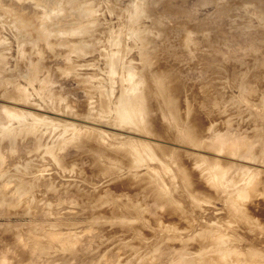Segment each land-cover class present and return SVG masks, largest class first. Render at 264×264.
I'll use <instances>...</instances> for the list:
<instances>
[{"label":"rangeland","instance_id":"374dc122","mask_svg":"<svg viewBox=\"0 0 264 264\" xmlns=\"http://www.w3.org/2000/svg\"><path fill=\"white\" fill-rule=\"evenodd\" d=\"M3 1L6 3V5L3 6L9 5V1H11V3L13 2V0ZM68 1L24 0L21 3V11H23V14L25 12L28 13L26 14L28 17H31L29 15L32 13L35 14V16L32 14V17L34 16L33 18H35L37 14L38 16L43 15V22L41 21V25L39 26L46 28L49 26L47 29L50 28V32H54L55 29L57 31L58 25L60 28L65 26V28H63L65 30L67 29V31L69 27H72V25H70L71 23L75 25L71 28L75 37L67 35L68 37L65 36L64 40H61L59 36V38H57L53 33L46 42H38L41 46L35 41L38 33H36V29H40L36 26L40 23V17V19H38V16L36 17L38 19L37 24L35 23L36 20L33 22V25L34 23L36 24L33 26L35 33L32 32V37L28 40V30L23 31V29L17 28V25H13L12 23L14 19L0 10V18L1 16L6 18H1L0 20V41L2 42H0V53H2L0 56L4 57L3 64H6L2 67L5 71L1 72V70L0 75L7 72V69L9 72L11 71L10 73H5L2 76L4 80L0 78V81H7L9 83L13 81L14 84V81L16 80L17 83L18 80V84L16 85L15 83L13 88H11L12 82L8 84L10 86L6 85L7 82H0V86L2 85L1 87L4 89L0 88V112H2V108L4 110V107L10 109L9 106L12 107L11 109L14 108V110L18 108L17 111L22 109L23 111L21 110L20 112L27 111L28 114L27 112L26 114L28 116L31 114L33 115V113H36L34 116H37V114L40 117L41 115L42 117L46 116L49 119L48 124L50 125L48 130L47 127L45 130L44 126L41 129L42 131L40 130V132L36 134H28V136L16 138L14 141L15 143L13 142L12 144L10 142L11 145L7 142L8 138L1 139L0 136V149L3 155V164L2 167H0V199H2L0 200V226L8 225L7 227H12L13 229L21 228L23 224L31 225L28 226V229H25V231L28 232V234L35 232L42 233L43 242L53 247L52 251L43 257H37L32 253L27 254L24 252L21 255L13 256L12 259L14 261H20V264H64L68 259V255L75 253L76 255L78 254L77 257H80L81 254L82 257L83 255L87 257L84 256L86 258L84 264H171L169 253L160 255L154 250L156 245L163 243V240H153L156 234L166 230L167 226L172 223H166L163 219L157 217V210L150 206V202L147 201L144 191H142L143 189L139 190L141 192L137 191L141 196L133 194H129L128 196L132 198V203L135 207L147 218L148 233L150 234L148 235L147 233V238L141 237L137 231L131 229L115 230L113 229V223L93 224V219L99 215V212H97L99 210L97 208L91 210L87 207H83L85 205L81 204V206L80 202L78 204L74 198V200H72L71 195L79 191V189L81 193L87 194L89 197L91 194L100 192L106 184L114 182L115 180H123L128 173H131L132 169L127 168L129 166L126 167L127 164L130 165V159L126 165H123L125 164L124 162H127L125 160L122 163L123 166H117L111 165L107 159L106 161L103 158L96 157L98 151L102 147L104 151L110 148L112 140H110L111 143H104L103 136H101L102 139L97 137V140L95 139L96 141H93V139L91 141L95 143L98 142V139H101L106 145H100V149L97 146L98 143H92V147L96 145L97 148L96 146L91 148V145H88V147L86 146L87 148H91L89 149L93 151V154L92 152H86L89 151V149L85 151L86 148L80 151L81 149L72 145L76 143V141L71 140L74 138L72 133L63 131L62 126L65 124H72L76 129L79 127V133H77L79 138L84 140L87 136L84 141H86L88 137H91L92 133H94L93 129L99 130L102 135L103 133L104 135L106 134V137L113 135L117 138L121 137L122 140L132 134L141 139L150 137L145 134L131 132L129 129L113 126L111 121L114 117L113 110L108 109V115H100L99 112L101 108L99 103L101 98L97 97V91H94V89L93 94L91 92V97H89L90 95L87 94L89 91L86 90L89 88L91 91V88L94 87L96 90L98 87L96 83H102L105 86L109 85V73L107 72L108 61L105 56L107 57L109 52L112 51L111 53H113L118 49H120V51L122 49L123 51L124 47V51H127L125 53L123 51V55L126 54L124 55L125 58L123 56V60L126 59L123 61V65L125 63H131L130 66L128 64L126 67L130 69V67L133 66L131 68L137 70L138 74H142V76H144L143 74L146 75L148 69H146L145 66L148 68L150 63L147 62L146 55H141L140 48L144 42V38H148L153 43L149 48V56L153 54V52L158 55H156L158 58L153 57L152 60L163 57L164 48H169L165 55L171 58L169 63V65H171L170 69H173L177 77L181 75L185 84L188 83L187 86L185 85L186 87H184V92L186 88H189L192 84L190 86L191 89L192 86H194L193 88L197 90L199 95L203 93V97H200L201 102L198 103V108L206 110L207 114L211 115L212 121L213 118L215 120L219 118L218 122L222 127V134L225 135L229 144H232L234 148L233 151L230 152L228 148L229 144L223 147L216 146L218 142L211 133H206L208 137L203 133L201 137L202 144H200V146L189 144L187 139L178 136H176V141L174 142L166 140H162L161 142L168 144V146L178 151L184 152V156L190 161H194L196 159L195 155L200 154L211 160H219L226 165L234 164V166H239L240 163H243L245 165L243 167L249 166L255 170H260L263 172L261 175L262 181L260 182L262 186L260 194H262L264 191V154L260 152V150L264 145V0H133L132 4H137L133 5V9L129 4L131 0H72L73 2L70 0V4ZM75 2L76 5L74 7L86 8L83 10V18L81 17L82 19L80 18L79 21H75L76 23L72 21L74 17L71 18V14H69L68 18V15L66 16L67 13L64 15L63 12L64 18L62 12L58 13V11H56L57 8V10H68V7L71 9ZM85 2L87 3L85 4ZM1 3L0 7L2 6ZM67 3L69 5H67ZM64 5H67V7ZM138 5L139 7H141V5L142 7L144 6L145 15L134 20L137 18H135L137 15L133 11L135 8H139ZM52 6H54V8L57 7L55 9L57 13L51 17L52 21L55 23L58 22L57 25L51 22V20H49L50 18L48 19V17H46V19V14H43V12L46 11L47 13L49 11L54 12ZM62 6L63 8H61ZM128 6L129 9L131 8L130 10ZM42 8L44 9L42 10ZM127 9L129 13L133 10V17L132 12L131 16L128 17L129 14ZM84 13H86V15ZM88 13L89 15H87ZM74 15L73 13V16ZM44 19L47 21L49 20L48 23L50 22L49 24H51V26L48 23V26L45 25ZM7 20L8 22H6ZM32 21H34V19H32ZM5 23H7V25ZM135 23H137V25H135ZM66 26H68V28H66ZM76 26L77 28H81V30L82 27L88 29L85 31L83 29L81 32ZM130 27H134L131 29L134 32L133 35H131L132 32L129 34L131 31ZM60 28L59 30L64 31L63 28ZM91 29L94 30L92 33L90 32ZM73 30L75 32L77 31L76 33H78V35L79 33L81 34L78 36ZM84 32H87V35ZM83 33L84 35H82ZM19 35L20 37H18ZM165 38H169L171 41L169 42ZM113 40H116L115 43L118 44L117 46L113 43ZM107 41H109V43ZM110 41H112L111 46ZM83 43L84 46L85 43L87 44L85 47H81L84 51L80 52L76 48L72 51L68 50L71 44H81L82 46ZM167 43L168 45H166ZM79 45L76 46L80 47ZM163 45L166 46L163 47ZM105 49H107L108 52L107 55L103 53V56L101 53ZM38 50L44 53V57L39 56ZM111 53L109 55H112ZM120 54L122 53L120 52ZM29 55L30 57L35 56L36 61L44 60L42 62L44 63V68L46 67V71L47 65H50L51 68L52 64L53 66H57L53 67V69L58 68V70H60V67H62L63 70V66L66 63L64 58H70L69 65H73L72 69L73 71L75 69V74H61L62 70H60L58 76V70H53L52 68V70L48 68V71L50 73L55 71V73H52L54 74L53 76L49 74L48 71V75L45 74L46 71L43 73L46 77L48 76L47 79L50 77V79L54 78V81L48 79V83H50V81L53 83L51 84L52 87L49 85L50 87L47 89V83L43 88L46 91H54H50V93L52 92L53 94V99L61 95L62 102L59 101V104L57 103L59 106H55L53 102V105L60 109L59 111L57 110L58 108H50L49 103L52 99L46 98L45 96H40L41 99L35 97L38 95L35 93V91H37L36 89L38 88V91L40 89L38 82H34L31 85L26 81V78H23V76L28 73V69L25 67L28 66L29 62L31 63V59H33L32 62H36L34 58L28 59L27 57ZM57 55L60 58H57ZM40 57L42 58L40 59ZM50 57H52V59ZM26 59L28 61H26ZM19 60L24 62L22 63V68ZM125 65L122 66L124 69L121 67L124 71L126 69ZM20 68L21 74L19 72ZM15 70L18 71L20 75H18L17 72L15 73ZM12 72L17 75L16 79L14 75H12ZM119 72V75H121L126 71L123 73L120 70ZM8 73L11 74L9 77H14L12 79L15 80H11V78L8 79ZM151 73L152 72H149V74ZM41 75L42 74H40V79H43L44 77ZM28 84L29 86H27ZM118 84L119 81L117 80L113 88V90H116L114 93L108 90L109 93L115 95V98L107 92V95L106 93L104 95L106 97L110 96V100H112L113 97V102L116 101L119 95ZM15 85L17 90L19 88H21V90L22 88H26L25 90L28 94L24 92L25 94H22V98L26 95V97L29 98V95H32V98L27 100L29 102L24 99L23 104H21L18 103L17 99H13L14 95L16 96L17 94L20 97L23 91H20V93L19 89L18 92L20 94H15ZM18 85L19 87H17ZM76 85H81V87H76ZM4 86L6 88L8 87V90H6ZM55 87L56 89L53 90ZM10 89L14 90L12 91ZM9 90L10 92H15L10 93ZM188 90H190V88L187 89L186 92ZM7 91L8 93H6ZM32 91H34V93ZM86 91L89 99L86 98ZM2 92H4V95ZM2 95L3 97H5V95L7 96L5 97L7 101H4L5 98L3 99ZM9 95L11 97H9ZM92 96L95 101L92 107L95 108V110H93L90 104V99H93ZM104 96L103 98L106 99ZM11 98L12 103L10 100ZM19 99V102H22L21 97ZM15 100L17 104L13 102ZM24 102L25 104L27 103V106ZM86 102L87 106L85 107ZM89 106L91 108H89ZM39 107H41L42 110ZM21 114L24 115L25 113ZM96 115L99 116L96 117ZM2 116L3 115H1V118H3ZM98 118L100 122H98ZM3 119L5 121L0 119V127L10 123L12 126L17 124L13 123L16 122V120L13 121L12 119V122L7 120L8 123L6 121L7 118ZM95 119L97 121H95ZM55 123L61 126L53 130L51 125ZM121 138L118 139L121 140ZM106 141L107 140H105V142ZM65 142H69L70 145H67L69 143L65 144ZM62 144H64L63 147ZM104 146L108 147L104 148ZM79 151L83 153V155L82 153L80 154L81 159H78L80 157ZM94 152L97 154L95 155ZM87 153L94 155L92 158L96 157V160L93 159L94 161L87 163L88 159L84 157H90L91 159V156ZM142 154L144 155L145 152ZM56 156L62 157L61 159L63 161L65 160L66 163H55L54 157ZM253 157L257 158L254 160ZM74 160H77V162ZM72 162L74 163L72 164ZM23 164L28 165V167L32 169L30 170L31 172L28 171L25 177L21 178L25 171L17 174V169L21 168ZM98 164L101 166V169ZM86 165L88 167H86ZM200 165H203V163ZM146 167L148 168V166ZM92 169H94L95 172H93ZM33 170H35V172H32ZM100 170L104 172L102 173ZM141 171L145 172L146 168L141 169ZM92 172L95 174H92ZM97 172L99 174H97ZM170 172L171 170L168 165L161 166L159 169V176L157 177L158 184H164V187L167 189L175 183L179 190H172L168 193L173 201H180L185 197L178 193L183 185L178 177L173 179ZM97 175L99 177H96ZM152 175V181L150 183L149 179L139 182L140 185H147L149 183L145 190L150 188L155 180L156 173H152ZM35 176L40 179H47L51 183L46 188L43 195V202L41 203L37 202L38 198L42 195L41 188L39 187L41 192L37 194L35 193L39 189L32 188V185L37 183ZM239 183L240 180L237 182V185H239ZM155 189H158L157 185H155ZM107 195L111 196V194ZM234 196L235 194L233 193L222 194V199H218V197L208 206H202L197 213L189 216L192 218L190 220L194 221H192L196 226L194 228H197L192 234L194 235L199 232L198 229L201 227L203 228V232H210V228L219 226L223 230V235L221 236V242L218 243V246L220 247L221 245L227 244L226 237L228 233L235 229L229 226L239 229L237 226L239 223V216H242L240 213L236 214L234 212L235 210L230 209ZM258 199H260V197H258ZM150 209L154 210L148 213ZM188 215L189 212L185 218H187ZM228 228H230V230H226ZM232 240L235 242H232ZM229 241L232 242L233 248L246 249L249 245V242L239 237L237 233L231 235ZM243 253L244 250L240 251V254L234 257V259L238 261V264H257L256 261L246 260V257H243ZM203 261V259H194L192 264H201ZM219 264H226V262L219 257Z\"/></svg>","mask_w":264,"mask_h":264},{"label":"bare ground","instance_id":"6f19581e","mask_svg":"<svg viewBox=\"0 0 264 264\" xmlns=\"http://www.w3.org/2000/svg\"><path fill=\"white\" fill-rule=\"evenodd\" d=\"M23 1L24 0H13V2H15V3L12 2L13 3L12 4L11 1H9L10 6L9 5L3 6V5H6V3L2 0V1H0V3L2 2L4 4L1 3L2 6L0 7V10L3 13H5L6 15H9L14 19L13 20L14 22H12V23H13V25L16 24L17 28L19 27V28L23 29V31L28 30V32H29L28 37L26 36L28 38V40L31 39V37H32L31 33L32 32L35 33V30H33L34 29L33 26H35L37 24V21L40 18H41L40 23H38L36 25L37 27L40 28V29H38V28L36 29V33L38 32L37 36L35 35L36 36L35 41H37L36 43L46 42L47 39L53 33H54L55 37H57V38L60 37L61 40H64L65 36L68 37L67 35L74 36L73 32L71 30V28H73V25H74L73 23L70 24V25H72V27H69L68 31H67V29L66 30L64 29L65 26H63L64 28L61 27L64 29V31L59 30V28H60L59 25H58L57 31L55 29L54 32L53 31L50 32V30H49L50 28L47 29L49 27L48 24L50 23V22L48 23V21L51 20V22H54V21H52L51 17L55 13H57V12H55V9L57 7L54 8V6H52V8H54V12H51V11H49L48 13H47V11L43 12V14H46L45 18L48 17V19L49 18L50 19L48 21L44 19V22L46 23L45 25H47L48 27L46 28V27L41 26L42 27V29H41V27L39 25H41V21L43 22V19H42L43 15L38 16V14H37L36 17L38 16V19L36 17H35L36 18L35 19V18H33L35 16V14H33V13H32L34 15L33 17H32V14L29 15L32 18L28 17V15H26L28 13H26L25 11H24L25 13L23 14L22 13L23 11H21V8H20L21 3ZM69 1H68V3H69ZM132 1L133 0H131V3H129L131 5V6L129 5L131 8L134 7L133 5H137V4H132L133 3ZM68 3H67V5L70 4V3L69 4ZM78 3H80V2H78ZM86 3L87 2H85V4ZM67 5H64V6L67 7ZM75 5H76V2L73 5V7L70 6L71 9L69 7H68V10L67 9L61 10L59 8L61 10L60 11V10H57L58 9L57 8L56 11H58V13L62 12V15H63V12H64V15H65V13H67L66 16L68 15L67 16L68 18H69V14H71V18L74 17V19H75V20L73 19L72 21L74 23H76L77 21L80 20V18L83 15V10H85L86 8H85V6H84L85 9H83L82 7H74ZM129 6H128V9H129ZM138 7H139V5H138ZM61 8H63V6ZM43 9L44 8H42V10ZM128 9H127V12L130 10V9L129 10ZM131 12L130 13L128 12V14H129L128 17L131 16ZM133 12L137 15V16H135V18L136 17L137 18L136 19L131 18V19L137 20L141 16L143 17L145 15L144 6L142 7V5H141V7H139L138 9L135 8V10ZM133 12H132V17H133ZM35 13H37V12H35ZM73 13L75 14L74 16H73ZM84 14L86 15V13H84ZM87 15H89V13ZM1 18H5V17L1 16ZM1 18H0V20H1ZM64 18H65V16H64ZM7 19H9V18H7ZM32 19H34V21H32ZM35 20H36V22H35ZM6 22H8V20ZM33 22H35L36 24L34 23V25H33ZM57 23H55V25H57ZM5 24L7 25V23H5ZM11 25H10V27H11ZM49 25L51 26V24H49ZM76 25H78V24H76ZM79 25L81 26L80 22H79ZM135 25H137V23H135ZM66 28H68V26H66ZM76 28H77V26H76ZM132 28H134V27H130V30ZM77 29L81 30V28H77ZM83 29L85 31L88 28L82 27V30ZM82 30H81V32H82ZM89 31H87V32H89ZM93 31L94 30L91 29L90 32L92 33ZM76 32L74 31V33H76ZM87 32H84V33H86V35H87ZM131 32H132L131 35H133L134 32L132 30L129 32V34ZM84 33L82 35H84ZM76 34L78 35V33H76ZM80 34L81 33H79V35ZM166 34H167V32H166ZM78 36H76V37H78ZM18 37H20V35ZM169 38H170V36H169ZM169 38H165V39L170 42L171 40H169ZM78 39H80V38H78ZM115 41L113 43H115ZM107 42L109 43V41H107ZM111 42L112 41H110V46H111ZM113 43H112V45H113ZM151 44H153V43L148 38H144V42L140 48L141 55H146L147 56L146 60H147V62L150 63L148 68L145 66V68L148 69L146 71V73H147L146 75L143 74L144 76H142V74H138L137 70H133V68H131L133 66L130 67L131 70L129 68H127L126 66H128L129 63H125L127 65L124 64L125 68L127 69V70L125 69V71H126L125 72L123 70L124 67H122V66H124L123 61L126 60V59L123 60V56L126 55V54L123 55V51L125 50V47L123 48L124 49L123 51H122V49H121V51H120V49H118L116 51L117 53L113 49V51L115 53L114 52L111 53L112 52L111 51V52H109V54L111 53L112 55L108 54L107 57L105 56V58L108 61L107 62V64H108V66H107L108 71L107 72L109 73V85L105 86L102 83H101L102 85L96 83V86L98 85L96 90L94 87V88H91V91H90L89 88L86 87L87 88L86 90H88L89 93H87V91L85 92V94L87 93L90 95L89 97H91V92L93 94V89H94V91H97V94H98L97 97L101 98L100 103H99V106L101 108V111L99 112L100 115H104V116L108 115L107 114L108 109L113 110L114 117L111 119L113 126H118L119 128L129 129L131 132H137L140 134H145V135L150 136V137H145L144 139H141V138H137L135 135L132 134L123 140L121 137H118L119 139L121 138V140H119L116 136L109 135L108 137H106V134L104 135V133H103V135H102L99 130L93 129L94 133H92L91 137H88V139L86 141H84L87 138V136L85 137L84 140H81L82 138H79V135L77 134V133H79V127H78V129H76L75 127L72 126V124H69V125L65 124L62 126L63 131H65L67 133L68 132L72 133L74 138H72L71 140L76 141V143L72 144V145H75L74 147L81 149L80 151H82L84 148H86L85 151L88 150L90 148V147L87 148L88 145H91V148H94L96 145L94 147H92L93 146L92 143H93V141L97 140V137L98 138L100 137L102 139L101 136H103L104 137L103 138L104 143H108V142H110V140H112V143L110 142L111 143L110 148H107L106 151H104L103 147L102 148L100 147V145L101 146L106 145L102 142L101 139L100 140L98 139V142L93 143V144L98 143V145H97L98 148L99 149L101 148L100 149L101 151L99 150L98 154L96 152H94L95 155L96 154L98 155V156L96 155V157L103 158L104 160L107 159L111 165H117V166L126 165L130 161V163H129L130 165L127 164L126 167L129 166L127 168L132 169L131 173H128L127 176L123 180H119V181L115 180L114 182L108 183L100 190V192H96L95 194H91L89 197L87 194L81 193V191L79 189V191H77L71 195L72 200L75 199L78 202V204L80 202V205L81 204L85 205L83 207H87L91 210H94L95 208H97L99 210V211H97V212H99V215H97L93 219V224L113 223L114 224L113 229H115V230H120V229H128L129 230V229H131V230L137 231L141 237L145 238L147 236V233H148L147 218L141 213L140 210H138L135 207V205L132 203V198H130L128 196L129 194L141 196V194L139 193L141 191H139V190L143 189L142 191H144L145 198L147 199V201L150 202V206L154 207V209L157 210L156 211L158 214L157 217L163 219V221L166 223H172L171 225L167 226L166 230L160 231L158 234H156V236L153 240V241L159 240V239L163 240V243L156 245L154 247V250L157 253H159L160 255H162L164 253H169L171 264H192L194 259H197V260L203 259L204 261L201 264H219V257L221 258V260L225 261L226 264H238V261H236L234 259V257L238 256L240 254V251H242V250H244L243 257H246V260L256 261L257 264H264V191L262 192L263 195L260 194V190L262 189L260 182L262 181L261 175L263 172H261L260 170H255L254 168H250L249 166L243 167V166H245L243 163H240L239 166L238 165L234 166V164L226 165L225 163L220 162L219 160H214V159L211 160L208 157L202 156L200 154H196L195 155L196 159L194 161H190V160L186 159L187 157L184 156V152L178 151V150L168 146V144L161 142L162 140L174 142V141H176V136H178L180 138L187 139V142L189 144H192L194 146H200V144H202L201 137L203 136V133L206 136H207L206 133H211L212 135L215 136V140H217V142H218L216 146L223 147L224 145L229 144L228 139L225 137L224 134H222L223 130L221 129L222 127H221L220 123L218 122L219 118L217 120H215L213 118V121H212L211 115L207 114L206 110L198 108V103L201 102L200 97L201 96L203 97V93H200V95H199L197 90L195 88H193L194 86H192V89H191V87H190L192 85L191 83H190L191 85L189 86L190 90H188L186 92V90L189 89L187 87L185 92H184V87H186L188 83L185 84L183 82L184 79L182 80V78H181V75H178V77H177L175 72L173 71V69H170L171 65H169V63H170L171 58L169 56L165 55V53L168 51L169 48L168 47L164 48L163 57H160L159 59L152 60L153 57L158 58L157 57L158 55L153 52V54H151L149 56V48H150ZM38 45H39V43H38ZM76 45H79V44H76ZM76 45L71 44V46L69 47L68 50L72 51L73 49L76 48L80 52L84 51L83 48H81L84 46V43L82 46L80 44L79 45L80 47H78ZM86 45L87 44L85 43V46ZM115 45L117 46L118 44L115 43ZM166 45H168V43ZM166 45H163V47ZM39 46H41V45H39ZM105 50H104L105 52L103 51L101 53L102 55H103V53H104V55H107L108 51H107V49H105ZM118 51H120L122 54H120V52H118ZM126 51H124V53ZM1 54L2 53H0V55ZM38 54H39V56H43L44 53L41 52L40 50H38ZM22 57H21V59L23 60ZM46 57H45V59H46ZM58 57L59 56L57 55V58ZM3 58L4 57L0 56V71L2 70L1 72L5 71L4 69H2V67H3V65H6V64H3L4 63ZM27 58L28 59L34 58V60L36 61L35 56L30 57V55H29ZM41 58L42 57H40V59ZM50 58L52 59V57H50ZM124 58H125V56H124ZM32 60L33 59H31V63L29 62L28 66L25 67L28 69L27 70L28 73L26 72L27 74L25 73L26 75H24L25 77L23 76V78H26V81L29 82L31 85L34 82H38L40 85L39 86L40 89H39V91H38V88L36 89L37 91H35V93L38 95L35 97L41 99V97L45 96L46 98L52 99V101H50V103H49L50 108L51 109L52 108L53 109L58 108L55 106L59 104V101L62 102L61 95L58 98L53 99L52 92H54V91L50 90L51 89L50 88L49 90L52 91L50 93V91H48V90L46 91L43 88L49 82L48 79L51 78L50 77L47 79L48 76L46 77L43 74L46 71V69H45L46 67L44 68V66H43L44 63L42 62L44 60H38L36 62H32ZM48 60H49V57H48ZM64 60L66 62L65 63L66 66L64 64L63 70H62V67H60V70H62L61 74H70V73L75 74L74 73L75 69H74V71L72 69L73 65L72 64L69 65L70 58H64ZM19 61L21 62V60H19ZM24 61H25V59H24ZM26 61H28V60L26 59ZM22 63H24V62L20 63L21 68H22ZM130 64H129V66H130ZM45 66H46V64H45ZM53 67H57V66H53V64H52L51 68L53 69ZM121 67L123 69H121ZM21 68L19 70L20 74H21ZM48 68L51 69L50 65H47V71L49 70ZM118 68H120V69H118ZM53 70H58V68H55ZM60 70H58V72ZM120 70L122 72L124 71L125 73L123 72L124 74L119 75ZM6 71L9 72L8 69ZM47 71L45 72L46 75H48V73H49L53 76L54 74H52V73H55V71H52V73H50L49 71L47 73ZM7 72H4V74ZM14 72L15 73L17 72V74L20 75L18 73V71L15 70ZM14 72H12V75H14V77L16 79L17 75ZM149 72H152V73L149 74ZM9 73H8V76L6 75L7 78L11 75ZM56 73H57V71H56ZM40 74H42L41 76L44 77L43 79H40ZM59 74H60V72L58 73V76H59ZM3 75L1 74L0 78L3 79V77H2ZM14 77H9L8 79L11 78V80H15V79H12ZM52 79H50V80L54 81V78H52ZM117 80L119 81V84H118L119 95H118L116 101L113 102V97L115 98V95H112V93H114L116 91V90H113V88H114L115 82ZM24 81H25V79H24ZM51 81H50V83H48V86H46L47 89L50 86L52 87L51 84H53V83H51ZM0 82H2V81H0ZM5 82H7V81H5ZM5 82L3 81L2 83H5ZM11 82L13 84V81H10V83L7 82L6 85L10 86L8 84H11ZM15 83H16V80L14 81V84ZM12 84H11V86H12L11 88H13V86H14V84L13 85ZM17 84H18V80H17L16 85ZM16 85L14 88L16 90V92L14 91L15 94L19 93L20 91L23 90L22 93L20 92L21 94L19 93L20 97L22 99V102L21 101L19 102L20 97L18 94H17L18 96L14 95V97H19V98L13 97V99H17L18 103L23 104L24 99H25V101H27V100H29V98H32L31 97L32 95H29L30 96L29 98L26 97L27 95L24 98H22L23 97L22 94L24 92H27L25 90L26 88L23 86L25 89L22 88V90H21V88H19L20 90L18 89L19 90V92H18ZM81 85L80 86L76 85V87H81ZM1 86H0V88H2ZM27 86H29V84ZM17 87H19V85ZM20 87H21V85H20ZM31 87H33V86H31ZM7 88L5 87L6 90H8ZM14 89H10V90L13 91ZM54 89H56V87L53 88V90ZM80 89H82V88H80ZM115 89H116V87H115ZM10 90H9V92H10ZM108 90L112 91V93H109ZM14 92H10V93H14ZM32 92L34 93V91H32ZM106 92L109 93V95L111 94V96H113L112 100H110V98H109L110 96H107V97L104 96ZM6 93H8V91ZM107 93H106V95H107ZM2 94L4 95V92H2ZM26 94H28V92ZM94 94H95V92H94ZM3 95H2L3 99L5 97H7L6 96L7 94L5 95V97H3ZM10 95H9V97H11ZM0 96H1V93H0ZM93 96H92V98H93ZM103 96L106 97V99H104ZM89 97L87 95L86 98L89 99ZM0 99H1V97H0ZM10 100L12 103V98ZM10 100H8V101H10ZM90 100H91L90 104L92 107L93 102H95V101H94V98L90 99ZM4 101H7L6 98L4 99ZM13 102L16 103V100ZM27 102H29V101H27ZM53 102H54L55 106L53 105ZM30 103H31V100H30ZM24 104H25V102H24ZM88 104H89V102H88ZM86 106H87V102L85 104V107ZM0 107H1V105H0ZM91 107L89 106V108H91ZM6 108L4 107V110L2 108V112H0L1 113L0 119L4 120L3 118H7L6 121L9 120V122H12V119H13V121L16 120V122H13V123H17L15 126H12L11 123H10L11 125L8 124L9 126L7 124H5V125L1 126L2 130L0 127L1 139L8 138L7 142L9 144H10V142L13 144V142L16 140V138H20V137L22 138L24 136H28V134H36L37 132H40V130L44 126H45V130H46V127H47V130L50 127V125L48 124L49 119L46 116L42 117V115H41V117H40L38 114H37V116H34L36 113L35 114L33 113V115L29 114L30 116H28L27 115L28 112L26 110L25 111L27 112V114H26V112H20L22 109L20 111H17L18 108H15L16 110H14V108L11 109L12 107H10V106H9L10 109H6ZM37 108H38V106H37ZM39 108H41V107H39ZM41 110H42V108H41ZM57 110L59 111L60 109L58 108ZM93 110H95V108H93ZM21 113H25V114L23 115ZM93 113H94V111H93ZM1 115H3L2 116L3 118H1ZM98 116L99 115H96V117H98ZM100 117H102V116H100ZM92 119H93V117H92ZM96 119H95V121H97ZM98 120H99V118H98ZM98 122H100V120ZM59 126H61V125H59L57 123L51 125L53 130H56V128H58ZM80 130H81V128H80ZM92 139H93V141H91ZM105 140H107V141L105 142ZM66 143H69V142H65V144ZM63 145L64 144H62V147H63ZM67 145H70V143ZM97 146H96V148H97ZM65 147H66V145H65ZM106 147H108V146H106ZM106 147L104 146V148H106ZM0 148H1V145H0ZM228 148L230 149V152H231V151H233L234 146L232 144H229ZM79 149H77V150H79ZM90 149H89V151H86V152H89V153L92 152V154H93V151L92 150L90 151ZM59 150H60V148H59ZM96 150H94V151H96ZM86 152H85V155H86ZM143 152H145L144 155L142 154ZM260 152H263V154H264V145L261 148ZM260 152H259V154H260ZM81 153L82 152H80L79 155ZM89 153H87V154H89ZM92 154L91 155L89 154L91 156L92 160L90 159V157H84L85 159L87 158L90 161L89 162L87 160V163H91V161L96 160V157L92 158V156H94ZM82 155H83V153H82ZM2 157H3V155H2V151L0 149V167H2V164H3L2 163L3 162ZM61 158L59 156L54 157V162L57 164L66 163V161L64 160L65 161L64 162ZM253 158L255 160V158H257V157H253ZM78 159H81V155ZM61 160H62V163H61ZM82 160H84V159H82ZM125 160L127 162H124ZM75 162H77V160ZM85 162H86V160H85ZM123 162L125 164L122 165ZM73 163L74 162H72V164ZM202 163H203V165H200ZM167 165L169 166V168L171 170L170 175L173 177V179L178 177L180 179V182L183 185L182 189L178 193L185 196V197L182 198L180 201H173L170 197V194L168 193V192H171L172 190H179L176 187L175 183L172 184L167 189L164 187L165 186L164 184H158L157 177L159 176V169L161 166H167ZM89 166H90V164H89ZM146 166H148V168ZM86 167H88V166L86 165ZM96 168H97V166H96ZM143 168H146L145 172L141 171V169H143ZM31 169L32 168L28 167V165L23 164L21 166V168L17 169V174L25 171L24 175L21 176V178L25 177V175L28 174V171L31 172L30 171ZM94 169H92L93 172H95ZM100 169H101V166H100ZM100 171H102V173L104 172L103 170H100ZM32 172H35V170H33ZM93 172H92V174H95ZM152 173H154V174L156 173L155 180L152 183L151 187L148 188L147 190H145L148 187V184L152 181V176H153ZM97 174H99V173L97 172ZM96 177H99V176L97 175ZM35 178H36L37 183L33 184L32 188H38L39 189L35 194L40 193L41 192L40 188H41L42 195L40 198H38V201H37V202L41 203V202H43L44 192L46 191V188L48 187V185H50L51 183L47 179H40L36 176H35ZM147 179H149V183L147 185H140L139 184V182H142V181L147 180ZM239 180H240V183H239V185H237V182ZM155 185H157L158 189H155ZM137 191H139V192H137ZM226 193L235 194L234 199L232 200L233 202L230 205V209L235 210L234 212L236 214L240 213L242 216H239V223L237 225L239 229H236V227L229 226L230 228H232V229L235 228L236 230L235 229L231 230V232L228 233V236L226 237L227 244L221 245L219 247L218 243L221 242L220 239H221V236L223 235V230L219 226H213L212 228H210V232H208V231L203 232V228L201 227L202 229L201 228L198 229L199 232H197L196 234L193 235L192 232L194 230H197V228H194L196 226H195V224L192 223L193 220H190L192 218H190L189 216L197 213L201 209L202 206H208L212 201L216 200L218 197H219L218 199H222L221 195L226 194ZM107 194H111V196H108ZM124 195H126V196H124ZM258 197H260V199H258ZM0 200H2V199H0ZM189 208H191V209H189ZM154 209H150L148 211V213H151V211ZM183 210H184V212H183ZM188 212H189V215L187 218H185ZM123 214H125V215H123ZM187 219H188V222H187ZM184 220H185V222H184ZM25 225H27V226H25ZM7 226L6 225L0 226V264H20L21 263L20 261H18V260L14 261L12 259V257L15 255H21L24 252L27 254L32 253V254L36 255L37 257H43V256L48 255L49 252L52 251L53 247L51 245L45 244L43 242V240H42L43 234L42 233L35 232L32 234H28V232L25 231V229H28V226H31V225L23 224V227L13 228V229H12V227H7ZM13 227H15V226H13ZM197 227H198V225H197ZM199 227H200V225H199ZM230 228H228L226 230H230ZM235 233L239 234V237H241L242 239L249 242V245L246 247V249L233 248V244H231V243L235 242V241L232 240V242H230L229 237ZM148 235H150V234L148 233ZM153 241H150V242H153ZM77 255L75 253H71L70 255H68V259L64 262V264H84L86 262L87 257L85 255H83V257H82V254L80 257L79 256L77 257Z\"/></svg>","mask_w":264,"mask_h":264}]
</instances>
